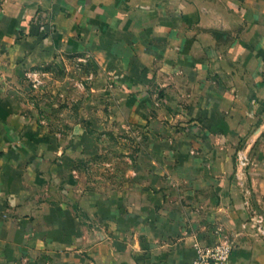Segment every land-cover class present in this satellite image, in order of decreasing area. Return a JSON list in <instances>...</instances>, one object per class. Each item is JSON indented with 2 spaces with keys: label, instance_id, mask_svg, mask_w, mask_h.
<instances>
[{
  "label": "crops",
  "instance_id": "obj_1",
  "mask_svg": "<svg viewBox=\"0 0 264 264\" xmlns=\"http://www.w3.org/2000/svg\"><path fill=\"white\" fill-rule=\"evenodd\" d=\"M250 20L225 30L194 0H0V264H192L217 240L232 264H264V8ZM84 52L153 142L133 207L122 192L87 246L96 233L81 236L78 208L90 193L66 211L53 201L73 187V162L2 86Z\"/></svg>",
  "mask_w": 264,
  "mask_h": 264
},
{
  "label": "rangeland",
  "instance_id": "obj_2",
  "mask_svg": "<svg viewBox=\"0 0 264 264\" xmlns=\"http://www.w3.org/2000/svg\"><path fill=\"white\" fill-rule=\"evenodd\" d=\"M194 1L222 19L225 30L247 31L243 26L264 8V0ZM248 12L254 15L250 17ZM115 84L112 78L105 77L91 52L65 54L58 61L35 66L2 84L3 96L16 112L31 116L48 136L58 140V147L73 162V187L62 185L64 192L58 189L50 193L53 201L61 200L60 209L66 211L71 209V197L75 200L91 195L96 219L87 215V209H93L92 203L79 199L80 234L87 236L88 230L96 234L94 239L83 238L81 246L98 241L102 220L117 214L121 204L133 207L138 192L136 169L141 157L153 148L150 132L123 118L119 104L122 98ZM104 87L107 92L102 90ZM184 143L180 146L184 147ZM168 145L161 142L159 149L166 151ZM122 192L126 194L123 203ZM55 212L48 211L49 215Z\"/></svg>",
  "mask_w": 264,
  "mask_h": 264
},
{
  "label": "built area",
  "instance_id": "obj_3",
  "mask_svg": "<svg viewBox=\"0 0 264 264\" xmlns=\"http://www.w3.org/2000/svg\"><path fill=\"white\" fill-rule=\"evenodd\" d=\"M233 245L228 240L198 243L192 264H232Z\"/></svg>",
  "mask_w": 264,
  "mask_h": 264
}]
</instances>
